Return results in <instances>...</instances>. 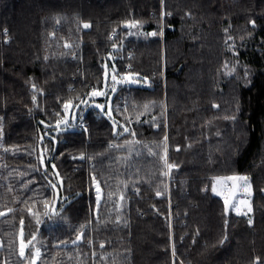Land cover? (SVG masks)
<instances>
[{
  "label": "trees",
  "instance_id": "obj_1",
  "mask_svg": "<svg viewBox=\"0 0 264 264\" xmlns=\"http://www.w3.org/2000/svg\"><path fill=\"white\" fill-rule=\"evenodd\" d=\"M113 56L148 84L52 138ZM0 213V264H264V0H0Z\"/></svg>",
  "mask_w": 264,
  "mask_h": 264
},
{
  "label": "rangeland",
  "instance_id": "obj_2",
  "mask_svg": "<svg viewBox=\"0 0 264 264\" xmlns=\"http://www.w3.org/2000/svg\"><path fill=\"white\" fill-rule=\"evenodd\" d=\"M165 14L162 15L164 17ZM88 27H85V29H89L90 25L87 24ZM151 32L150 37H154L155 35H152ZM112 59L108 61L105 64V83L104 87L101 90H98L97 92H104L105 95H99V96H92L91 94L88 95L80 104H78V107H70L69 109H65L66 115H65V122L63 125L59 124L55 127V129L51 132L52 138H56L58 133L62 132V128L66 125H68L69 129L75 128L77 125L81 127V124L87 123L84 120V116L89 110H101L109 116L110 118L113 117V103L112 99L116 93V90L119 86H134V85H144L148 84L147 81H141L139 76L136 75H122L119 73V69L116 65L115 57H111ZM115 77V80L113 79ZM136 80L137 83H130L129 80ZM144 82V84L142 83ZM73 105V104H72ZM97 105H104V108H98ZM111 109V111H109ZM113 120V118H112ZM80 122V123H79ZM88 124V123H87ZM85 132V131H84ZM86 133V132H85ZM87 134V133H86ZM89 135V125H88V134ZM167 165H170L168 160V156L166 154L165 156ZM170 171L171 168L168 167V177L169 180H171L170 177ZM56 181L58 185L61 186V179L59 178L58 174H56ZM229 177H234L237 179H228ZM238 178H246L245 179H238ZM213 185V192L216 196L221 197L224 201H228V210H231L235 212L237 215H243L248 216L250 219L252 218V199L254 196V190H253V184L249 177L246 176H228V177H219L214 180ZM95 186V184H94ZM55 193V194H54ZM53 195V202H51L46 210L44 211V214L42 216L41 221H45L47 218H50L51 212L53 209L57 207V202L61 199H58V192L54 191ZM97 194V192H95ZM55 199V200H54ZM53 203V205H51ZM55 207V208H54ZM251 207V211H248V208ZM51 219V218H50ZM41 224V223H40ZM30 248V245L27 244L23 247V252L27 251ZM35 255L33 259L32 264H37L40 252L35 250ZM31 264V263H30Z\"/></svg>",
  "mask_w": 264,
  "mask_h": 264
},
{
  "label": "snow or ice",
  "instance_id": "obj_3",
  "mask_svg": "<svg viewBox=\"0 0 264 264\" xmlns=\"http://www.w3.org/2000/svg\"><path fill=\"white\" fill-rule=\"evenodd\" d=\"M84 27H88V25L85 24ZM152 35H156V33H152ZM113 79L115 80V77H113ZM128 82L133 83V84H134V83H137V81L134 80V79L129 80ZM91 95H92V96H99V95H105V93H104V92L93 91V92L91 93ZM70 107H78V105H72L71 102H67V103L64 104V108H65L66 110L69 109ZM97 107H98V108H104L105 106H104V105H97ZM109 111H111V109H109ZM125 131H126V129H125ZM168 167L171 168V167H173V165H168ZM228 179H237V178L229 177ZM238 179H245V181H246V178H238ZM213 190H215V189H213ZM97 192L99 193V188H97ZM98 199H99V198H98ZM227 208H228V201L226 200V201H225V210H226V211H227ZM248 211H251V207L248 208ZM0 215H2V213H0ZM249 224H251V220H249ZM224 239H226V237H225ZM221 242H223V241H221ZM29 243H30V242H29ZM23 254H24V252H23V242H22V246H21V255H23Z\"/></svg>",
  "mask_w": 264,
  "mask_h": 264
},
{
  "label": "built area",
  "instance_id": "obj_4",
  "mask_svg": "<svg viewBox=\"0 0 264 264\" xmlns=\"http://www.w3.org/2000/svg\"><path fill=\"white\" fill-rule=\"evenodd\" d=\"M80 129L85 131L88 134V124L87 123L81 124Z\"/></svg>",
  "mask_w": 264,
  "mask_h": 264
},
{
  "label": "water",
  "instance_id": "obj_5",
  "mask_svg": "<svg viewBox=\"0 0 264 264\" xmlns=\"http://www.w3.org/2000/svg\"><path fill=\"white\" fill-rule=\"evenodd\" d=\"M64 123H65V121L63 122V124H64ZM63 124H62V125H63Z\"/></svg>",
  "mask_w": 264,
  "mask_h": 264
}]
</instances>
